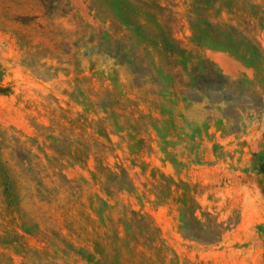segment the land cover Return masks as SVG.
<instances>
[{"label":"rangeland","instance_id":"374dc122","mask_svg":"<svg viewBox=\"0 0 264 264\" xmlns=\"http://www.w3.org/2000/svg\"><path fill=\"white\" fill-rule=\"evenodd\" d=\"M0 264H264V0H0Z\"/></svg>","mask_w":264,"mask_h":264},{"label":"trees","instance_id":"16d2710c","mask_svg":"<svg viewBox=\"0 0 264 264\" xmlns=\"http://www.w3.org/2000/svg\"><path fill=\"white\" fill-rule=\"evenodd\" d=\"M260 62H263V59H258ZM197 207L193 201L190 202L189 206L186 207L185 209V215L188 216V220H185L184 227L182 229L183 236L190 240V241H197V242H203L205 244H210L213 245L215 243H218L220 240L222 233L224 232V228L222 225L216 224L215 222L208 220L210 217L209 215H202L203 218H207L208 222L207 223H200L196 217L194 216V213L196 211ZM130 215L132 216L131 219L123 221L122 224L126 228H132L135 227V230H140L136 229V226H140L141 231L143 230V227L141 224H144L143 219L141 217H137V213L131 212ZM195 225L197 228L196 233H192V226ZM149 226V225H148ZM147 226V229L143 231V235L145 236L143 239L146 241L147 237L149 238L151 233L150 229ZM202 232L205 233V236H202Z\"/></svg>","mask_w":264,"mask_h":264},{"label":"crops","instance_id":"0c3cea01","mask_svg":"<svg viewBox=\"0 0 264 264\" xmlns=\"http://www.w3.org/2000/svg\"><path fill=\"white\" fill-rule=\"evenodd\" d=\"M211 58L218 63L229 75H236L241 71V66L233 58L224 53H213Z\"/></svg>","mask_w":264,"mask_h":264}]
</instances>
